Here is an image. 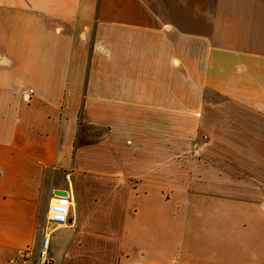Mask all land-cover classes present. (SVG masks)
I'll return each mask as SVG.
<instances>
[{"label": "crops", "instance_id": "0c3cea01", "mask_svg": "<svg viewBox=\"0 0 264 264\" xmlns=\"http://www.w3.org/2000/svg\"><path fill=\"white\" fill-rule=\"evenodd\" d=\"M46 229L52 264H264V0H0V264Z\"/></svg>", "mask_w": 264, "mask_h": 264}, {"label": "built area", "instance_id": "2783aa9c", "mask_svg": "<svg viewBox=\"0 0 264 264\" xmlns=\"http://www.w3.org/2000/svg\"><path fill=\"white\" fill-rule=\"evenodd\" d=\"M54 220V219H52ZM57 220V219H56ZM49 233L46 229L42 236L40 248L38 249V255L35 257L31 252H25L22 257L20 264H48V251H49Z\"/></svg>", "mask_w": 264, "mask_h": 264}, {"label": "bare ground", "instance_id": "6f19581e", "mask_svg": "<svg viewBox=\"0 0 264 264\" xmlns=\"http://www.w3.org/2000/svg\"><path fill=\"white\" fill-rule=\"evenodd\" d=\"M67 209L65 200H53L49 212V217L52 219L61 220L64 218Z\"/></svg>", "mask_w": 264, "mask_h": 264}, {"label": "water", "instance_id": "95a60500", "mask_svg": "<svg viewBox=\"0 0 264 264\" xmlns=\"http://www.w3.org/2000/svg\"><path fill=\"white\" fill-rule=\"evenodd\" d=\"M53 195L55 196H59V197H62V198H68V193L67 192H64V191H54ZM48 264H52V262H49Z\"/></svg>", "mask_w": 264, "mask_h": 264}, {"label": "rangeland", "instance_id": "374dc122", "mask_svg": "<svg viewBox=\"0 0 264 264\" xmlns=\"http://www.w3.org/2000/svg\"><path fill=\"white\" fill-rule=\"evenodd\" d=\"M56 220V219H55ZM48 253H49V251H48ZM244 255H246V253L244 252L243 253ZM38 255V253L36 254V255H34L35 257ZM260 261L263 263L264 262V255L263 254H261L260 255Z\"/></svg>", "mask_w": 264, "mask_h": 264}]
</instances>
